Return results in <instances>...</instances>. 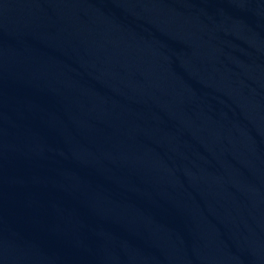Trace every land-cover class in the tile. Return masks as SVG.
Here are the masks:
<instances>
[{
    "label": "water",
    "instance_id": "1",
    "mask_svg": "<svg viewBox=\"0 0 264 264\" xmlns=\"http://www.w3.org/2000/svg\"><path fill=\"white\" fill-rule=\"evenodd\" d=\"M0 264H264V0H0Z\"/></svg>",
    "mask_w": 264,
    "mask_h": 264
}]
</instances>
